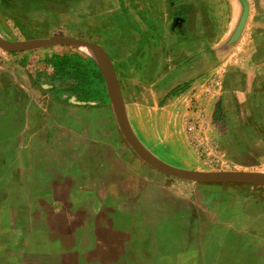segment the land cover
Returning a JSON list of instances; mask_svg holds the SVG:
<instances>
[{"label":"rangeland","instance_id":"374dc122","mask_svg":"<svg viewBox=\"0 0 264 264\" xmlns=\"http://www.w3.org/2000/svg\"><path fill=\"white\" fill-rule=\"evenodd\" d=\"M190 1L0 0V37L18 43L65 36L99 46L112 65L128 125L133 134H141L138 143L147 153L186 172L264 176V154L236 156L224 129L228 104L221 101L227 97L223 81L231 58L241 60V54L234 56L243 46L238 29L218 39L191 37L196 11ZM200 11L203 16L205 6ZM75 53L92 60L101 75L100 80L91 70L92 78L82 86L87 98L81 100L72 96L71 81H52L49 63L53 56ZM95 61L101 67L87 49L67 46L22 53L0 50V144L5 132L31 123L12 111L8 96L107 108L119 133L114 138L110 133V141L127 145L141 172L156 176V200L133 199L118 213L109 210L92 221L95 229L88 239L93 249L79 254L76 264H264V246L256 244L264 239V187L242 181L193 183L148 168L117 126ZM176 88L179 95L165 99ZM12 136L17 144V134ZM26 200L31 202L33 194ZM5 201L24 200L12 189ZM30 236L48 239L38 233ZM77 236L81 239L83 233Z\"/></svg>","mask_w":264,"mask_h":264},{"label":"crops","instance_id":"0c3cea01","mask_svg":"<svg viewBox=\"0 0 264 264\" xmlns=\"http://www.w3.org/2000/svg\"><path fill=\"white\" fill-rule=\"evenodd\" d=\"M190 3L196 11L191 37L218 39L238 29L236 35L243 46L234 56L241 54V60L232 62L231 58L229 73L223 81V95L227 97L221 101L228 104L223 111L224 129L232 138L236 156H249V151V157L254 153L261 156L264 0ZM200 6L206 8L203 16ZM162 79L160 74L158 84ZM46 100L8 96L12 111L31 123L19 124L18 130L8 133L10 137L5 132L1 139L0 264H76L79 254L93 249L88 235L95 229L91 225L96 217L108 214L109 210L118 213L123 205L130 206L133 199L156 200L158 195L152 191L158 187L156 176L141 172L140 162L132 159L127 145L110 141V133L113 138L119 133L107 108L65 106ZM11 134H17V144ZM139 135L135 134L138 142ZM144 141L152 142L145 136ZM12 189L24 201L7 203L5 198ZM32 194L33 200L27 201ZM78 231L83 233L81 239ZM37 233L48 235V239H30V235ZM258 240L256 244L263 247L264 239Z\"/></svg>","mask_w":264,"mask_h":264},{"label":"water","instance_id":"95a60500","mask_svg":"<svg viewBox=\"0 0 264 264\" xmlns=\"http://www.w3.org/2000/svg\"><path fill=\"white\" fill-rule=\"evenodd\" d=\"M51 46H67L90 49L96 52L99 56H102L107 61L111 70V79L107 77V74L104 72V70L99 66L96 61L95 62L101 69L102 75L104 77L115 121L127 144L135 152L139 160L142 161L148 168L154 170L155 172L161 175L193 183H202L207 181H242L255 186L264 187V176L243 172H186L163 164L156 158L151 156L149 153H147L138 143L137 139L135 138L128 125L125 113L122 109L121 95L119 92L118 84L112 65L106 53L99 46L83 40L65 36H51L47 39H34L18 43L6 42L0 37V50L6 53L30 52Z\"/></svg>","mask_w":264,"mask_h":264},{"label":"trees","instance_id":"16d2710c","mask_svg":"<svg viewBox=\"0 0 264 264\" xmlns=\"http://www.w3.org/2000/svg\"><path fill=\"white\" fill-rule=\"evenodd\" d=\"M49 63L51 64L54 70L52 81L53 82L71 81L72 84L70 85V92L72 96L73 95L76 96L77 100L83 99L86 95V93L82 89V86L84 85L85 81H87L88 79L90 80V78H92L91 70H94L96 73V77H98L101 80V75L98 73L96 66L92 62V60L85 58L83 55H80L79 53H75L71 55L65 54V55L53 56L52 59L49 61ZM178 95H179V91L178 88H176L170 91L165 96V99H169ZM217 108L218 105L216 109Z\"/></svg>","mask_w":264,"mask_h":264},{"label":"bare ground","instance_id":"6f19581e","mask_svg":"<svg viewBox=\"0 0 264 264\" xmlns=\"http://www.w3.org/2000/svg\"><path fill=\"white\" fill-rule=\"evenodd\" d=\"M88 51H90L95 57H97L98 59V62L101 61L100 65H101V68L104 70V72L107 74V77H109L111 79V70H110V67L107 63V61L102 57V56H99L96 52H94L93 50H90V49H87ZM259 178V176H258ZM261 178V177H260Z\"/></svg>","mask_w":264,"mask_h":264}]
</instances>
